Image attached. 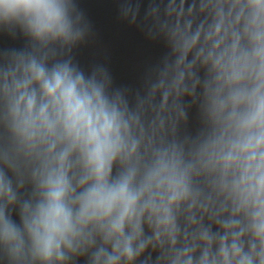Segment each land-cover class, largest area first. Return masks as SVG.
<instances>
[{
	"label": "clouds",
	"instance_id": "9594fccd",
	"mask_svg": "<svg viewBox=\"0 0 264 264\" xmlns=\"http://www.w3.org/2000/svg\"><path fill=\"white\" fill-rule=\"evenodd\" d=\"M119 13L168 50L135 92L75 0H0V264H264V0Z\"/></svg>",
	"mask_w": 264,
	"mask_h": 264
},
{
	"label": "water",
	"instance_id": "95a60500",
	"mask_svg": "<svg viewBox=\"0 0 264 264\" xmlns=\"http://www.w3.org/2000/svg\"><path fill=\"white\" fill-rule=\"evenodd\" d=\"M140 4V16L151 0H133ZM91 25L86 39L73 47V62L86 73L97 64L104 65L113 87L127 88L132 92L141 89L149 71L167 54L162 40L150 39L138 25L120 17L122 0H75ZM23 37L12 39L0 33V48L24 46ZM195 117L193 114V123Z\"/></svg>",
	"mask_w": 264,
	"mask_h": 264
}]
</instances>
